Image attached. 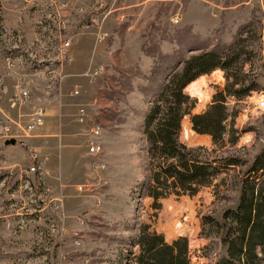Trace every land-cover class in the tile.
<instances>
[{
	"label": "rangeland",
	"instance_id": "1",
	"mask_svg": "<svg viewBox=\"0 0 264 264\" xmlns=\"http://www.w3.org/2000/svg\"><path fill=\"white\" fill-rule=\"evenodd\" d=\"M225 1L239 5L215 11L189 0L181 8L158 5L139 18L128 14L118 19L115 14L102 18L106 8L91 9L86 0H0V264H134L137 249L129 243L142 225L167 242L185 238L192 264L212 261L217 246L202 251L212 230L202 226L201 219L219 221L235 204L243 168L230 170L191 198L162 199L158 210L152 209L150 199H138L133 192L148 174L140 131L158 88L188 57L223 47L236 37L253 53L242 71L263 86L238 103L230 100L237 111L233 128L240 133L236 145L218 149L208 137L202 142L204 137L193 135L187 117L180 125L179 142L202 148L203 157L233 155L247 164L264 148V112L254 109L255 98L264 91L259 39L264 0ZM173 15L179 18L177 24L170 22ZM60 22L64 29L58 34ZM97 32L106 36L100 42ZM67 39L73 61L64 66L57 48ZM96 66L102 72L89 82L84 74ZM205 78L214 79L206 84V94L195 97L184 89L194 102L191 114L204 111L212 96L225 95L221 71L193 83ZM72 90L78 95L69 97ZM20 91L27 93L21 101ZM79 106L87 110L84 125L75 122ZM38 110L44 113L42 126L28 139L21 138L16 125L23 128ZM46 113L61 114L69 132L77 135L70 149L75 158L72 176L58 171L55 157L62 148L34 139ZM94 127L100 130L94 140L101 147L97 158L86 156L84 146ZM10 138L15 145L4 147ZM30 153L42 160L41 170L31 174ZM76 185L88 191L76 193Z\"/></svg>",
	"mask_w": 264,
	"mask_h": 264
},
{
	"label": "trees",
	"instance_id": "2",
	"mask_svg": "<svg viewBox=\"0 0 264 264\" xmlns=\"http://www.w3.org/2000/svg\"><path fill=\"white\" fill-rule=\"evenodd\" d=\"M259 39L264 60V28ZM239 43L236 37L223 47L188 57L179 69L171 71L149 102L140 131L148 174L133 194L150 199L154 210L162 199L191 198L230 170L243 168L235 204L222 212L219 221L209 216L201 219L202 226L212 230V235L205 236L209 244L202 251L217 246L208 264H264V148L247 164L233 155L203 157L202 148H188L179 142L180 125L187 117L190 130L207 136L212 147L236 145L240 133L233 128L237 111L229 106L230 100L238 103L263 87L242 71L253 53ZM216 70L223 73L225 95L212 96L204 111L191 114L194 102L184 89ZM129 247L137 249L134 264H192L185 238L167 242L146 225L140 226Z\"/></svg>",
	"mask_w": 264,
	"mask_h": 264
},
{
	"label": "crops",
	"instance_id": "3",
	"mask_svg": "<svg viewBox=\"0 0 264 264\" xmlns=\"http://www.w3.org/2000/svg\"><path fill=\"white\" fill-rule=\"evenodd\" d=\"M97 1L99 2V6L96 5ZM188 1L189 0H86V4L89 5L90 3L91 9H94V7H97V9L106 8L102 15V18L103 17L106 18L109 15L115 14L118 17V19H123L126 16H128V14L134 15L136 18H139L147 10H150L154 6H158V5H171V6H176L177 8H181L182 6L187 4ZM197 1L201 2L206 9L209 10L211 9L215 11L232 10L239 5V3L237 2L231 3L225 0H197ZM244 4H247V2H245ZM58 38L61 40L60 36H58ZM67 40H68V47L66 52L72 58L73 61V57L70 52L71 43L69 39ZM59 42L60 44L58 45L57 50H59L62 41ZM62 65L63 64L60 63L59 67L61 68ZM67 65L69 64H64V66ZM56 73L57 72H55V74ZM50 87L51 86H48V89ZM44 133H48V134H44ZM193 135L197 137H204L201 140L202 142H204L206 139L205 137H207L196 134ZM34 137H35L34 139L37 140L38 144H43L44 146H47L48 143H54V147L62 148L57 150L55 157L56 165L58 166V171L62 175L65 174V172H67L68 176H72L71 171L75 166V158H74V154L71 155L70 149L73 147L74 143H77L78 139L76 133L69 132L66 123L61 120V114L56 116L53 114L51 115L50 113H46V118L44 119L43 128L39 129L37 131V135H35ZM67 182H69V178L67 179Z\"/></svg>",
	"mask_w": 264,
	"mask_h": 264
},
{
	"label": "built area",
	"instance_id": "4",
	"mask_svg": "<svg viewBox=\"0 0 264 264\" xmlns=\"http://www.w3.org/2000/svg\"><path fill=\"white\" fill-rule=\"evenodd\" d=\"M96 5L99 6V2H96ZM170 22L172 24H177L179 22V18L177 15H173L170 19ZM64 29V25L60 22L58 24V32L60 33ZM105 34L102 32H97L95 34V38L97 41H102L105 38ZM68 47V40L63 42L60 47H59V56L61 57V61L64 64H70L72 62V58L67 54L66 50ZM102 72V67L101 66H96L94 67L91 71L86 72L84 76L89 80V82H93L98 75ZM69 97H75L78 95V91L72 90L69 92ZM19 97V96H18ZM27 98V93L25 91H20V99H25ZM254 109L259 112H264V91L260 92L258 96L255 98V103H254ZM87 110L79 106L76 114H75V122L77 125H84L87 121ZM43 117L44 113L41 110H38L34 114H32L27 121L26 125L23 128H20L19 125H16V127L21 131L20 137L23 139H28L31 135L32 132L37 130L39 127L42 126L43 124ZM5 132L8 131L7 128L4 129ZM100 135V130L97 127L90 128L86 134V139L84 142V146L86 148V156L92 157V158H97L101 156V147L99 144H97L94 140ZM38 156L35 153H30L29 158L32 162L31 166L28 168V172L34 173L35 171L41 170L40 165L41 161ZM98 168L103 169V164L97 165ZM74 191L76 193H85L87 190V186L84 185H76L74 186Z\"/></svg>",
	"mask_w": 264,
	"mask_h": 264
},
{
	"label": "bare ground",
	"instance_id": "5",
	"mask_svg": "<svg viewBox=\"0 0 264 264\" xmlns=\"http://www.w3.org/2000/svg\"><path fill=\"white\" fill-rule=\"evenodd\" d=\"M214 79L213 78H205V79H201L193 84H191L190 86H188L186 88V92L191 95V96H199L200 94H206L204 93L206 90V84L209 82H212ZM183 135L185 138L188 137L189 135V131L187 130V126H183ZM194 137V136H193ZM188 139V138H187Z\"/></svg>",
	"mask_w": 264,
	"mask_h": 264
},
{
	"label": "water",
	"instance_id": "6",
	"mask_svg": "<svg viewBox=\"0 0 264 264\" xmlns=\"http://www.w3.org/2000/svg\"><path fill=\"white\" fill-rule=\"evenodd\" d=\"M14 145H15V141L12 138L3 141V146L4 147H8V146L9 147H13Z\"/></svg>",
	"mask_w": 264,
	"mask_h": 264
}]
</instances>
